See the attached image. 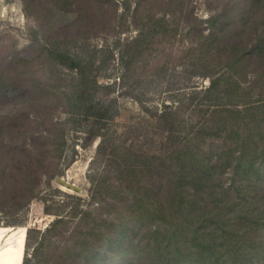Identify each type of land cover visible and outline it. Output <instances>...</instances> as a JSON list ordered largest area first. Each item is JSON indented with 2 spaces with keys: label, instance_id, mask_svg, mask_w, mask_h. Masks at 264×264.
<instances>
[{
  "label": "rangeland",
  "instance_id": "374dc122",
  "mask_svg": "<svg viewBox=\"0 0 264 264\" xmlns=\"http://www.w3.org/2000/svg\"><path fill=\"white\" fill-rule=\"evenodd\" d=\"M72 1L78 12L62 22L48 0H0V87L15 83L11 101L0 105L7 122L0 170L15 173L9 158L20 153L25 164L46 157L38 189L11 192L0 204V227L34 230L22 264H63L67 255L85 264L91 225L118 221L137 190L157 187L152 178L165 182L178 170L167 158L175 150L207 159L217 190L236 195L245 185L248 193L249 182H264V72L242 63L230 69L213 20L239 0ZM48 49L95 63L84 104L76 96L80 73ZM106 110L114 118L92 137L94 117ZM244 149L255 162L249 181L236 168ZM2 181L11 187L16 179L0 178V190ZM217 196H204L199 216L222 211ZM18 200L28 204L15 210ZM59 218L64 223L48 231ZM229 261L264 264V252Z\"/></svg>",
  "mask_w": 264,
  "mask_h": 264
},
{
  "label": "trees",
  "instance_id": "16d2710c",
  "mask_svg": "<svg viewBox=\"0 0 264 264\" xmlns=\"http://www.w3.org/2000/svg\"><path fill=\"white\" fill-rule=\"evenodd\" d=\"M48 2L51 3L53 16L62 22H70L78 12L72 0ZM235 10L239 12L237 20L231 15ZM226 18L229 23L225 22ZM215 19L219 24L216 35L219 37L221 51L227 52L231 61L230 69L233 70L242 63L243 66H258L264 72V36L258 34L264 29V0H239L237 5L235 1L227 7L220 6L213 20ZM241 35L256 37L257 41L252 45L251 41L243 44L238 41ZM48 51L58 65L80 73L76 96L84 104L89 97L88 86L93 82L91 74L95 63H87L52 49ZM96 78L98 80V76ZM11 84L0 87V105L11 99L15 83ZM167 115L162 113L159 116L160 122ZM112 118L114 115L109 114L108 110L95 116L99 126L92 137L103 135L101 130L106 126V121ZM6 126V118H2V139ZM63 136L62 134L61 137ZM5 147L7 153L18 152L10 149L7 144ZM174 152L167 158L176 161L178 170L171 172L165 182L161 178H152L155 184L158 183L157 187L144 186L137 190L133 204L127 207L124 217L118 221L91 225L92 228L85 233L89 253L85 264H230L229 260L236 262L239 256L254 259L261 251L264 252V225L261 226L260 222V217L264 214V182H249L248 193L244 185L236 195H231L223 187L215 189L217 184L210 170L212 165L207 159L197 152L186 153L181 149ZM250 153V150L244 149L237 157L236 164L240 172H237L238 176L243 175L248 181L256 170L255 162L248 155ZM230 154L232 151L227 155ZM20 155L21 153L15 158H9L14 163L15 173H9L6 166V169L1 167V179L6 177L8 180V177L14 176L16 181L11 187L7 181H2L4 187L0 190V204L9 199L11 192L12 196L16 192L24 193L26 189L35 192L41 184L44 173L40 169L42 170L46 157L40 155L36 160L25 164ZM216 193V200L224 204L222 211H217L212 218L206 214L199 216L200 209H203L200 204L205 202L204 196ZM12 204L18 210V207L26 206L28 201L24 203L18 200ZM61 223L64 220L59 218L48 231ZM33 231H28V237ZM63 264H80V260L67 255Z\"/></svg>",
  "mask_w": 264,
  "mask_h": 264
},
{
  "label": "bare ground",
  "instance_id": "6f19581e",
  "mask_svg": "<svg viewBox=\"0 0 264 264\" xmlns=\"http://www.w3.org/2000/svg\"><path fill=\"white\" fill-rule=\"evenodd\" d=\"M26 233L25 227L16 229L0 227V238L6 239V242L0 245V264L23 263Z\"/></svg>",
  "mask_w": 264,
  "mask_h": 264
},
{
  "label": "water",
  "instance_id": "95a60500",
  "mask_svg": "<svg viewBox=\"0 0 264 264\" xmlns=\"http://www.w3.org/2000/svg\"><path fill=\"white\" fill-rule=\"evenodd\" d=\"M25 229L28 231V229L25 227ZM26 236H27V233H26Z\"/></svg>",
  "mask_w": 264,
  "mask_h": 264
}]
</instances>
